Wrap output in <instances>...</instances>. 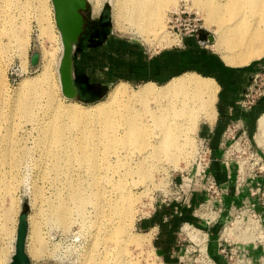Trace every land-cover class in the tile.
<instances>
[{"label": "rangeland", "instance_id": "1", "mask_svg": "<svg viewBox=\"0 0 264 264\" xmlns=\"http://www.w3.org/2000/svg\"><path fill=\"white\" fill-rule=\"evenodd\" d=\"M97 1H100L102 4V10L98 15L93 12L94 3ZM118 1L119 0H89L88 8L85 12V31L77 46L75 54L77 65L76 78L80 88L81 99L74 102L82 106L93 105L106 100L110 92L118 85H126L125 88L127 89V96L129 98H127V96L121 97L115 103L107 107L106 116L104 117L106 118L105 126L109 134V140L117 141L109 147L119 149L118 155L115 153L112 155V161H117L115 163H118L122 160L125 165L119 167L120 169L118 170H103L102 173L103 176L108 178L111 177L110 179L116 181L118 180L117 182L124 179L123 182H126L127 186L131 189L132 196L134 195L133 199H131V204L128 205V209L131 208L133 210L131 211L134 212V221L132 225H129V229L131 234L141 236V238H145L146 240L148 239L149 242L147 240V243L142 249L130 246V255L136 260L139 259L141 264H168L175 260L177 262V254L181 249V228L183 225H179L178 231L177 225L175 229L177 233L170 235V238L166 237L167 240L171 241H174L175 238L177 239V249H173V253L165 255L166 253H163L164 249L161 250L160 247L164 246V241L161 239L155 240L157 230L144 231L139 226V221L152 215L159 209L164 211L165 209L163 207L167 208V206L173 204V202L170 201H173V197H177L172 195V193H174L172 189L174 185L184 187L188 185L189 182L196 183L195 174L198 170H202L201 168L204 164L199 162V157L201 155L200 149L201 146H204L201 141L200 131L203 123L212 124L214 120L210 122V120H206L202 114L199 120H197V123H195V126H193V123L190 125L191 122H189L188 127L190 128L188 129L191 130H189L190 142L185 143L186 141H183V137L181 140L183 146L179 151L173 150L171 151L172 153L162 154V157L159 156L160 159H149L148 164L154 165V167L147 165H144L142 168L139 167L137 164L139 161L141 162V154L144 150L136 148L140 145L137 140L129 139L126 136L123 138L122 134L125 131V119H129V117L132 116L131 114H137L141 122H146L147 125H150L149 128H147V133L150 136L153 132V142L159 140L156 136L159 135L160 138V132L156 126H154L155 122L152 120L153 117L146 111V109L155 111L158 108V102H156L155 99L146 102L139 100L130 101V98H133V96L142 89L144 83H121L120 80L114 78L113 51L114 49H120L121 45H124L128 49H134L136 52L138 49H141L145 57L150 58L164 51L175 50L178 40L168 33L166 20L169 13L180 9L195 13L198 12L197 14L203 20V32L206 37H218L217 27L219 26V22L216 20L220 17L229 18V15L226 13L225 9L223 13H219L221 16L216 13V10L212 11L210 17L213 23H210L209 28L200 10H198L199 7L197 5V7L195 6L194 0H178L177 7L167 11L165 14L166 30L164 31L167 35L163 32L164 35L161 33L162 36H157L155 38L153 35H143L139 33L135 27H131L130 24L126 22L117 29L118 27H116L117 25L115 22V5ZM211 1L213 5L217 4V2L223 3V0ZM250 12L245 11V17H254L252 15L253 13ZM6 16L8 20H5ZM259 18L263 19L261 15L258 19ZM54 21V11L51 0H0V42L5 48L4 52L0 54V60L2 62L1 69L2 71L4 70L5 73L3 79L2 75L0 76V93L2 89H5V94L8 97L5 106L0 105V109H5L9 112L2 115L3 128L7 125V122L12 124V126L8 128L7 134L4 137L0 136V178H2L1 183H5V180H7L11 182L12 185H15L12 194L15 204L13 205V219L6 221V227L10 231V236H8L6 230H4L6 236L5 239H2V245H0V264H10L15 254L17 228L19 216L22 212H26L29 218L28 255L30 254V246L40 247V245L43 244L48 252H56L59 255L56 259L40 261L31 259L32 264H82L86 256V245L88 246L87 243L90 240L88 232H81L83 229H80L81 225L79 224L81 223L78 221L79 219L74 220L78 217L75 216L73 220L72 218L69 219L70 223L68 224V229L70 230L66 229V231L64 227L59 225L58 218L54 214V207L58 203H63L65 205L69 204V192L76 184L72 179L77 178L79 174H83V172L78 167H71L66 161L61 162V168L59 169L51 168V158L44 155L47 148L49 147L50 149V145L41 146V142L43 141L42 136L46 133L47 127H51V124L57 125V123L68 121L65 112L52 107L51 100H57L61 105L73 103L67 100L61 92L58 72V59L61 52L52 69V82L49 85L41 84V87L45 91L51 90L52 96H43L34 102L33 120L26 121L21 118L18 112H10L12 109L18 110L21 107L22 97L26 94L23 90L24 88L21 87L24 81L30 79L38 80L41 78L43 47L47 46L49 48L53 46L46 36L42 35V27H48ZM230 23H232V20L223 22V24ZM263 25L262 30L264 31ZM25 27L29 30L28 34L24 32ZM52 29L56 31L55 27ZM11 32L17 33L18 36L23 35L22 37L26 40L29 39L28 48L25 47L23 49V47H19L18 43L14 42V39L10 37L9 33ZM146 36H149V39H147ZM157 38L158 40H156ZM215 44L216 43L208 45L209 51L217 55H222L216 51ZM58 51L61 50L59 49ZM35 52H39L41 58L39 65L33 67L31 64V57ZM129 59L130 58H127L126 61H129ZM185 74L195 75L196 73L185 71L178 73L176 77ZM199 76H201V74ZM202 76L204 77L205 75ZM165 84L166 83L157 84L155 88L159 90L161 87L163 88ZM162 102L164 103L165 100L163 99ZM131 104H133L132 112L129 107ZM263 115L264 113L259 115L258 121ZM95 118H93L94 121L84 122L83 125L84 127L89 126L91 136L100 137L104 127L101 125V122L95 121ZM100 118H102V115ZM178 119L179 117H176V120ZM179 120H181V118ZM69 123L71 129L69 132L70 136H77L79 140H81L83 137L80 136L79 130L73 127L74 123L71 119ZM256 126L254 135L249 136L250 140L245 143V161H241L245 162L246 174L250 173L252 168L256 171L258 167L264 164V127L260 125V122H258ZM8 144L11 145L8 146ZM104 145L106 147L107 142L103 139V141L99 143L101 157L103 159L104 155L108 154L106 153L108 151H105ZM231 145L232 143H226L223 146L221 145L216 151L218 153H225L230 151ZM150 148L153 147L150 146ZM11 149L15 151L17 156L24 160L19 170H12L8 165L3 164L1 160V155L5 151ZM238 151H244V148L239 146ZM74 168H76L75 172H73ZM130 169H132V171ZM247 169H249V171ZM125 170H127V172ZM142 170L151 172V177L146 178L141 175ZM121 174L122 176H120ZM112 175L115 178H112ZM258 176L260 184L264 185V173L258 174ZM80 177H83V175H80L79 178ZM1 186L0 184V188ZM105 189L107 195H113V184L111 182L107 183ZM1 194L3 193L1 192L0 195ZM0 198L2 199V195ZM10 199L11 198L8 197L4 202L2 200L0 201V205L2 202L5 203L1 205V207H3L2 209L0 207V211L3 212V215L11 207L10 205L12 202L10 203ZM176 205L177 204L172 205L174 206L173 215H175V217L182 214L181 206L177 205L180 208L178 209ZM198 208L199 206L197 210ZM90 210H92V208H90ZM177 211L179 212L177 213ZM197 214L202 216L201 212H197ZM75 221L77 222L75 223ZM35 228H37V232L33 234L34 230L32 229ZM199 228L202 227L200 226ZM219 228L220 226L215 228L210 253L220 264H225L224 260L218 256V249L215 243L216 233ZM33 236H35L34 239L31 238Z\"/></svg>", "mask_w": 264, "mask_h": 264}, {"label": "bare ground", "instance_id": "2", "mask_svg": "<svg viewBox=\"0 0 264 264\" xmlns=\"http://www.w3.org/2000/svg\"><path fill=\"white\" fill-rule=\"evenodd\" d=\"M205 1L206 0H194L195 6L197 5L199 7L198 10H200L209 28L210 23H213L210 17L212 11L216 10V13L221 16L219 13H223L225 9L226 13L229 15V18L220 17L216 20L219 22V26L217 27L218 37L212 36V41L216 43V51L222 54L221 56L227 64L241 65L264 56V31L262 30V25L264 24V0H223V3L217 2V4L214 5L211 0ZM178 2V0H119L115 5L116 27L119 29V27L126 22L129 23L131 27H135L138 32L143 35H153L155 38L157 36L160 37L162 36L161 33L166 30V12L176 8ZM101 10V2H95L93 6L94 14H100ZM245 11H251L254 17H245ZM258 15H261L263 19L259 18L261 19L259 20ZM5 20H8L7 16ZM227 20H232V23L223 24V22ZM49 26L42 27V35L46 36L53 46L49 48L47 46L43 47L41 78L38 80L30 79L24 81L21 87L24 88L23 90L26 94L22 97L21 107L18 110L12 109L10 111L11 113L18 112L21 118L26 121H31V119L33 120L34 118L33 108L36 100H39L43 96H52L51 90L45 91L41 87V84L49 85L52 82V69L61 52L58 59L59 72L63 55L62 37L57 28L56 20ZM53 27H55L56 31H53ZM28 31L29 30L25 27L24 32L28 34ZM9 35L14 39V42L18 43L19 47H23V49L25 47L28 48L29 39L26 40L22 37L23 35L18 36L15 32H11ZM146 37L149 39V36ZM156 40H158V38ZM4 49V46L0 42V54L4 52ZM59 49L61 51H58ZM1 67L2 62L0 60V76L2 75L3 79L5 73L4 70L2 71ZM125 86L121 84L118 85L110 92L106 100L89 106H82L75 103V100H69L73 102L69 105H61L57 100L52 99V107L65 112L68 121L57 123V125L51 124V127H47L46 133L42 136L43 141L41 142V146L50 145V149L48 147L44 155L51 158V168L59 169L61 168V162L66 161L71 167H78L83 172V174H79V176L83 175V177L79 178L78 176L72 179L76 184L69 192V204L65 205L63 203H58L54 207V214L58 218L59 225L64 227L65 230L69 227V219L72 218L73 220L76 216L78 218L74 220L79 219L78 221L81 223L79 225L82 226H80V229H83L81 232L89 233L90 240L87 243L88 246L86 245V256L82 264H141L139 259L136 260L130 255L131 252L129 248L130 246H134L142 249L148 240L138 235L135 236L130 232L129 225H132L134 221V212H132L133 210L131 208L128 209V205L131 204V199H133L134 196L131 194L130 187L127 186L126 182H123L124 179L117 182L118 180L116 181L110 179L111 177L108 178L103 176L102 173L103 170H118L120 169L119 167L125 165L122 160L118 163H115L117 161H112V155L114 153L118 155L119 149L109 147L117 141L109 140V134L105 126L106 118H104L106 116L107 107L115 103L121 97L127 96L128 93ZM217 89V84L211 78H205L196 74H185L174 78L159 90L155 88V84L148 83L145 84L138 93L136 92L137 94L134 95L135 97L133 96V98H130V101L139 100L146 102L155 99L156 102H158V108L155 111L149 109H146V111L153 117L152 120L155 122L154 126H156L161 135L160 138L159 135H155L159 140L153 142V132L150 136L147 133V128H149L150 125H147L146 122H141L137 114H131L132 116L129 117V119H125V131L122 134L123 138L126 136L129 139L137 140L140 145L136 148L144 150L141 154L142 160L141 162L139 161L140 163L138 162L137 165L141 168L144 165L154 167V165L148 164L149 159H160L159 156L162 157V154L172 153L171 151L173 150L179 151L183 146V142H181L183 137V141H186L185 143L191 141L189 136L190 129H188L190 128L188 127L189 122H191L190 125L193 123V126H195V123H197V120H199L202 114L206 120H210V122L214 120V104ZM5 92L6 90L2 89L0 93L1 106H5L7 102L8 97ZM127 98L129 97L127 96ZM163 99L165 100L164 103L162 102ZM132 105L133 104L129 105L131 112L133 108ZM5 113L9 112L5 109H0V136L2 137L7 134L8 128L12 126L11 123L7 122V125L3 128L2 115ZM101 115L102 118H100ZM176 117H179V119L181 118V120H176ZM93 118H95V121L101 122V125L104 127L100 137L91 136L89 126L84 127L83 125L84 122L94 121ZM70 119L74 123L73 127L77 128L80 132V136L83 137L81 140H79L77 136H70ZM259 122L260 125L264 127V115L260 118ZM103 139L107 142L106 147L104 145L105 151H108L106 152L108 154L104 155V159L101 157V149L99 148V143L103 141ZM10 145L11 144H8V146ZM150 146L153 148H150ZM1 160L3 164L8 165L12 170H19L24 163L23 158L17 156L12 149L2 154ZM75 169L76 168L73 169V172H75ZM130 170L132 171V169ZM125 171L127 172V170ZM142 171L141 175L146 178L151 177V172L146 170ZM120 176H122V174ZM112 178L115 177L113 176ZM1 179L2 178H0V184L2 186L0 188V193L2 192L3 194H1L2 199L0 198V201L2 200L4 202L5 199L10 197V203H12L10 209L6 211L4 215L3 212L0 211V214H2L0 215V245H2V239H5L6 236L4 230H6L7 235L10 236V231L6 227V221L13 219V205H15L14 199L12 198L15 185H12L11 182L7 180H5V183H1ZM110 182L113 184V195L109 196L105 188L107 183ZM3 202L1 205L5 204ZM2 208L3 207H1V209ZM90 208H92V210H90ZM76 222L77 221H75V223ZM32 230H34L33 234L37 232V228ZM34 237L35 236L31 238L34 239ZM28 239L29 237L27 238V242ZM28 247L29 245L27 248ZM45 248L44 244L40 245V247L30 246L29 258L40 261L59 257L56 252H48Z\"/></svg>", "mask_w": 264, "mask_h": 264}, {"label": "crops", "instance_id": "3", "mask_svg": "<svg viewBox=\"0 0 264 264\" xmlns=\"http://www.w3.org/2000/svg\"><path fill=\"white\" fill-rule=\"evenodd\" d=\"M210 37L212 36L206 37L202 32L198 37L185 38L183 44L175 50L164 51L150 58L145 57L141 49L136 52L132 48L128 49L121 45L120 49L113 51V74L114 78L120 80L121 83H144V85L148 83L168 84L176 78L178 73L185 71L200 73L201 76L205 75V78L215 81L218 89L214 104V122L212 124L203 123L200 134L201 141H205L213 151L211 172L218 183L226 189L223 209H225L224 215H227L232 208L242 209L245 200L249 197L245 189L237 190L236 168L228 169L222 166L219 161L221 154L216 149L224 143H231L233 138L238 137L242 132L246 131L249 136L254 135L259 122L258 117L264 113V98L256 107L247 112L241 107L240 100L253 74L264 70V56L245 64L229 65L221 55L209 51L208 45L214 43L210 41ZM127 58H130L129 61H126ZM210 199L211 196L208 194L195 193L192 196L190 208L181 207L182 214L175 217L172 204L167 208L163 207L164 211L159 209L152 215L141 219L139 226L144 231L157 230L155 240L164 241V246H160L161 250L164 249L163 253L169 255L173 253V249H177V239L171 241L166 237L170 238V235L177 233L175 232L177 225V231L179 225L191 224L209 229L211 233L215 232L213 224L209 228L205 220L194 211ZM176 207L180 209L177 205ZM250 252L260 264L264 250L250 248ZM171 262L168 264H177L176 260Z\"/></svg>", "mask_w": 264, "mask_h": 264}, {"label": "built area", "instance_id": "4", "mask_svg": "<svg viewBox=\"0 0 264 264\" xmlns=\"http://www.w3.org/2000/svg\"><path fill=\"white\" fill-rule=\"evenodd\" d=\"M166 26L168 33L178 40L176 48L183 44L185 38L198 37L204 29L201 17L185 9L169 14ZM263 98L264 70L253 74L250 84L242 95L240 105L246 112L251 111ZM249 140L248 133L242 132L241 135L233 138L230 146L232 150L220 152L219 160L225 168H236L237 190L245 189L248 193L249 199L245 200L242 209L232 208L230 213L224 215L226 189L218 183L211 172L213 151L205 141H202L204 146H201L199 157V162L204 164L202 170H198L195 174L196 183L189 182L184 187L174 185L172 188L174 191L172 195L177 197H173V201L170 202L181 207L190 208L195 193L211 196L210 200L195 210V213L201 212L200 217L205 220L208 227L211 224L213 228L220 226L215 243L218 256L225 264H258L250 248L264 250V185L260 184L258 176L264 173V164L256 171L252 168L250 173H245V162L241 161H245V143ZM239 146H242L244 151L239 152ZM181 232L182 241H180L181 249L177 254V264H220L210 253L213 231L211 233L209 229L184 224ZM260 264H264V255Z\"/></svg>", "mask_w": 264, "mask_h": 264}, {"label": "water", "instance_id": "5", "mask_svg": "<svg viewBox=\"0 0 264 264\" xmlns=\"http://www.w3.org/2000/svg\"><path fill=\"white\" fill-rule=\"evenodd\" d=\"M55 20L61 33L63 55L59 67L60 83L63 96L67 100H80V88L76 78V49L85 31V12L88 0H52ZM212 41V37H210ZM40 53L35 52L31 57L33 67L39 65ZM29 233L28 214L22 212L19 216L15 255L10 264H32L27 253V238Z\"/></svg>", "mask_w": 264, "mask_h": 264}]
</instances>
